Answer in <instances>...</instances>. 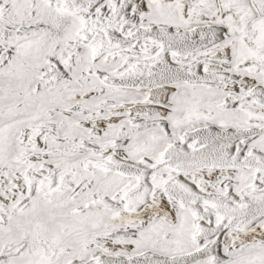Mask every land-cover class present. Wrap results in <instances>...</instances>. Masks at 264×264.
Here are the masks:
<instances>
[{
	"label": "snow or ice",
	"instance_id": "1",
	"mask_svg": "<svg viewBox=\"0 0 264 264\" xmlns=\"http://www.w3.org/2000/svg\"><path fill=\"white\" fill-rule=\"evenodd\" d=\"M0 264H264V0H0Z\"/></svg>",
	"mask_w": 264,
	"mask_h": 264
}]
</instances>
